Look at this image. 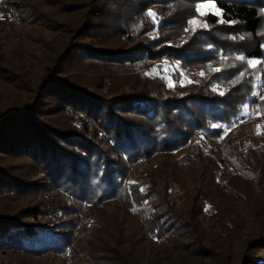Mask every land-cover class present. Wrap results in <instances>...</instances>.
Returning <instances> with one entry per match:
<instances>
[{"label": "trees", "instance_id": "16d2710c", "mask_svg": "<svg viewBox=\"0 0 264 264\" xmlns=\"http://www.w3.org/2000/svg\"><path fill=\"white\" fill-rule=\"evenodd\" d=\"M48 1L60 4L65 12L75 11L72 1ZM127 1L118 0V7L115 0L119 12H105L101 22L111 26L122 20L114 28L136 37L131 45L110 48L70 42L60 58L101 59L109 66L134 65L147 58L151 65L144 69L146 75L155 60L166 57L181 68L199 65L204 72L201 81L179 90L184 84L176 82L180 77L176 68L174 85L160 94L143 84L132 89L92 85L63 72L57 61L47 66L24 96L0 108V195L42 192L50 202L0 209V252L19 250L31 256L61 252L79 230L92 246L82 264H167L168 252L179 244L172 238L176 222L182 220L171 185H182L173 173L176 162L165 164V158L189 145L187 153L192 156L187 154L183 165H192L194 159L209 169L206 186L213 191L205 196L212 198L221 199L234 189L237 173L256 174L252 154L264 152V129L254 131L256 139L263 136L258 144L249 143L253 134L249 129L242 141L225 131L252 88L253 70L238 57H264V0H214L224 15H205L209 26L195 32L188 21L201 0H131L126 5ZM149 10L157 14L158 22L146 14ZM2 19L0 15V23ZM90 24L86 19L84 26ZM149 24L151 33L144 28ZM216 64H221L219 71ZM3 68L0 64V72ZM227 141L233 157L213 153L214 143ZM257 155L264 168V156ZM8 157L27 159L36 177L27 178L22 165ZM141 159L146 163L127 174ZM166 165L173 171H164ZM219 188L221 192L212 195ZM118 204L121 213H116ZM215 212L220 213L219 208ZM88 214L92 219L86 224ZM140 238L147 240V249ZM263 247L264 233L248 237L242 249L221 264H264L257 257ZM193 250L196 255H213L203 244Z\"/></svg>", "mask_w": 264, "mask_h": 264}, {"label": "rangeland", "instance_id": "374dc122", "mask_svg": "<svg viewBox=\"0 0 264 264\" xmlns=\"http://www.w3.org/2000/svg\"><path fill=\"white\" fill-rule=\"evenodd\" d=\"M63 1L74 2L75 11L65 12L60 4L48 0H0V15L3 16L0 23V64L4 67V70L0 72V108L13 98L24 96L28 88L45 71V68L55 65L56 61L63 72L75 78L92 85L100 82L114 89H132L143 84L163 94L169 86L174 85L176 76L172 73L176 68L180 76L176 82L184 84L183 87H179L181 88L179 90L185 88L189 83L201 81V73L204 72L199 65L181 68L176 61L170 62L166 57L155 60L153 66L145 72L146 75L143 73L144 69L151 63L147 58L128 66H109L104 64L105 61L101 59L60 58L70 42L124 48L131 45L136 38L120 33L118 29L114 28L122 20L113 22L111 26L101 22L105 12L111 15H116L119 12L115 0ZM116 2L118 4V0ZM130 2L131 0H128L126 5ZM202 2L204 0L196 2L195 8L197 9V6ZM118 7H120L119 4ZM215 7L218 8L216 5ZM204 16L198 15L196 11L193 18L197 19L198 25H207L208 27L209 24L205 22ZM86 19L91 22L89 27L84 26ZM198 25L188 24L191 30L197 28ZM151 26V24L144 26L148 33L152 31ZM57 55H59L58 59H56ZM248 59L264 60V57ZM228 63L232 65L234 62L228 61ZM220 66L221 64H216L214 69H218ZM248 67L253 70L252 88L231 118L230 126L226 123L228 127L225 135H235L232 137L233 139L237 137L239 141H242L246 140L242 137L249 129V131H253L249 141L252 144V141L259 143L263 139L262 135H259L258 139L253 135L256 134L254 131L264 129V99H262L264 98V64H257L254 67L248 65ZM8 72L12 75H10L13 77L12 79L6 76ZM148 74L163 76L164 80L153 79V77L150 79L151 76ZM232 79L234 78L227 80ZM163 83H165L164 87ZM231 130L232 132L229 134ZM195 133L201 134L202 131L196 130ZM230 141L225 144L223 142L214 143L215 151L213 153H229L233 157V147H230ZM207 146L210 147L209 144ZM188 149L189 145L183 146L181 149L173 151L164 160L165 164L176 162L175 172L169 165L163 169L166 172L171 169L182 185L181 187L173 183L171 188L174 193V204L180 211L181 221H184H180V224L176 222L177 230L172 236L179 244L180 241H183V245L177 244L176 250L168 252L170 259L167 264H221L228 261L233 253L239 252L248 237L264 233V168H260L261 162L257 160V154L264 156V152L252 154L257 162L256 174L252 170L237 173L232 179L234 189L226 192L220 199L218 196L213 198L205 196L210 195V192L213 191L212 188L206 186L208 175L205 174L209 169H206L203 164L194 162V159L191 162L193 166L191 164L183 165ZM191 153L188 155L192 156ZM6 159L15 164H21V169L23 173H26L27 178L36 177L32 166L26 162L27 159L11 157ZM145 163V159H141L137 164L129 167L127 174L130 171H136ZM126 178L127 175L125 180ZM220 190L221 188L216 189L212 195L217 194L218 191L221 192ZM51 193L55 192L51 191ZM44 199L49 200L42 192L0 195V209L11 211L33 203L41 206V200ZM169 200H171V196H169ZM155 201L162 203L161 199ZM171 202L173 203V201ZM111 205L115 206V204ZM202 205L205 210L198 215L197 212L202 208ZM218 208L220 213L215 212ZM121 211L122 206L118 204L116 213H121ZM91 219V215L88 214L85 223H91ZM80 228L78 227V229ZM101 230V226L97 227V231ZM78 232H75L76 239L71 245L65 246L61 252L31 256L19 250H6L4 253L0 252V264H82L85 261L86 252H89L92 246L90 247L88 242V235ZM140 243L146 249L148 248L147 240L140 238ZM198 244L208 247L213 255L203 256L200 253L196 255L197 251L195 252L193 248ZM257 254L258 258L264 259V247L258 249ZM233 260L235 259L233 258Z\"/></svg>", "mask_w": 264, "mask_h": 264}, {"label": "snow or ice", "instance_id": "6c2138e0", "mask_svg": "<svg viewBox=\"0 0 264 264\" xmlns=\"http://www.w3.org/2000/svg\"><path fill=\"white\" fill-rule=\"evenodd\" d=\"M208 9H211V11H208ZM198 15L200 16H203V15H216L217 17H222L224 15L223 11L216 8L215 7V2L214 0H204V2L200 3L198 6H197V9H196ZM150 18H152L154 21H157L158 22V17H157V14L155 12H153L152 10H149L147 13H146ZM262 14H264V12H262ZM219 22L221 23H225V22H228V23H234V21H224L223 19H221ZM188 24L190 25H198V21L196 18H193L191 20L188 21ZM198 27L200 28H207V25H198ZM187 31V29H185ZM193 31L195 32L196 29L194 28ZM264 35V34H262ZM235 39V37H234ZM262 47H264V45H262ZM239 60L241 61H246L247 64L249 66H252L254 67L255 65L257 64H264V60H249L245 57H238ZM217 71H219V69H217ZM204 73H201V75H203ZM241 75H243V73H241ZM191 82V81H189ZM221 95H223L224 93L221 92L220 93ZM264 99V98H262ZM247 114V113H246Z\"/></svg>", "mask_w": 264, "mask_h": 264}]
</instances>
